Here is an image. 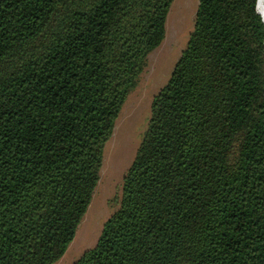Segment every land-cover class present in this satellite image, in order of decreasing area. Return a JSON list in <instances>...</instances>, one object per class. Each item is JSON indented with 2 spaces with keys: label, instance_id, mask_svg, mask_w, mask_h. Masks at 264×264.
<instances>
[{
  "label": "trees",
  "instance_id": "trees-1",
  "mask_svg": "<svg viewBox=\"0 0 264 264\" xmlns=\"http://www.w3.org/2000/svg\"><path fill=\"white\" fill-rule=\"evenodd\" d=\"M174 1L0 0V264L67 252ZM263 19L198 0L119 206L72 264H264Z\"/></svg>",
  "mask_w": 264,
  "mask_h": 264
},
{
  "label": "rangeland",
  "instance_id": "rangeland-1",
  "mask_svg": "<svg viewBox=\"0 0 264 264\" xmlns=\"http://www.w3.org/2000/svg\"><path fill=\"white\" fill-rule=\"evenodd\" d=\"M198 0H175L167 21L166 37L149 57V65L127 99L114 133L106 144L101 179L74 241L56 264H72L93 248L106 220L117 210L124 175L146 129L153 97L167 83L192 30Z\"/></svg>",
  "mask_w": 264,
  "mask_h": 264
},
{
  "label": "bare ground",
  "instance_id": "bare-ground-1",
  "mask_svg": "<svg viewBox=\"0 0 264 264\" xmlns=\"http://www.w3.org/2000/svg\"><path fill=\"white\" fill-rule=\"evenodd\" d=\"M261 2V7H262V10H263V13H264V0H260Z\"/></svg>",
  "mask_w": 264,
  "mask_h": 264
},
{
  "label": "water",
  "instance_id": "water-1",
  "mask_svg": "<svg viewBox=\"0 0 264 264\" xmlns=\"http://www.w3.org/2000/svg\"><path fill=\"white\" fill-rule=\"evenodd\" d=\"M258 6V5H257ZM260 13V12H259ZM261 14V13H260ZM263 18V17H262ZM263 21H264V19H263Z\"/></svg>",
  "mask_w": 264,
  "mask_h": 264
}]
</instances>
